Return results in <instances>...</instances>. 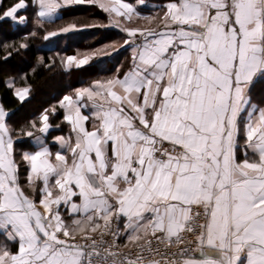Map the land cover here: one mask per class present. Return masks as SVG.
<instances>
[{
	"label": "snow or ice",
	"instance_id": "snow-or-ice-1",
	"mask_svg": "<svg viewBox=\"0 0 264 264\" xmlns=\"http://www.w3.org/2000/svg\"><path fill=\"white\" fill-rule=\"evenodd\" d=\"M74 5L109 14L130 64L26 129L0 104V264H264V0H168L162 15H142L145 0H18L0 23L27 25L29 7L53 23Z\"/></svg>",
	"mask_w": 264,
	"mask_h": 264
},
{
	"label": "trees",
	"instance_id": "trees-1",
	"mask_svg": "<svg viewBox=\"0 0 264 264\" xmlns=\"http://www.w3.org/2000/svg\"><path fill=\"white\" fill-rule=\"evenodd\" d=\"M125 1L134 3L136 0ZM16 2L18 0H2L0 11ZM159 11L162 15L161 9ZM20 14L27 15V25L17 26L11 21L0 23V103L6 110L15 113L12 126L17 131L26 129L30 121L45 109L58 106L59 100L64 95L73 94L74 89L87 87L97 80H107L116 75L117 70H126L130 64V47L124 45L128 36L120 28L108 26L109 14L96 6L75 5L62 9V19L43 25L34 15L32 7ZM71 23L78 27L100 26L44 39L47 32L58 31ZM156 23L153 21L149 25L145 22V25L151 27ZM127 25L136 27L140 23L134 21ZM33 31L35 36L31 35ZM21 43H26L28 47L20 48ZM78 53L81 57L87 53L94 58L84 67L65 69L61 60ZM8 78H14L16 87L30 86L29 98L20 102L13 94L14 89L7 87ZM253 100L264 106V83L256 85ZM60 119L62 110L55 122L59 123ZM61 128L64 130L66 126Z\"/></svg>",
	"mask_w": 264,
	"mask_h": 264
},
{
	"label": "crops",
	"instance_id": "crops-1",
	"mask_svg": "<svg viewBox=\"0 0 264 264\" xmlns=\"http://www.w3.org/2000/svg\"><path fill=\"white\" fill-rule=\"evenodd\" d=\"M156 2H150V1H146L145 0V5H143V6H139L138 7V11H140L141 13H142V15H154L157 11H159V9H161V5H163V4H165V3H167L168 2V0H155ZM123 2H125V3H131V2H129V1H125V0H123ZM137 2V0L134 2V3H136ZM1 4H2V0H0V6H1ZM75 6V5H74ZM108 14V13H107ZM163 14V13H162ZM62 15V14H61ZM134 21H138L139 23H140V25H138V26H136V27H140V28H146L147 26L145 25V22H147V21H145V20H143V19H138V18H133V20L131 21V23L132 22H134ZM141 22H143L142 24H141ZM130 22H128V21H124V24L127 26V27H129V25H127V24H129ZM14 25H16V24H14ZM130 27H132V26H130ZM126 33V32H125ZM126 35H127V33H126ZM128 36V35H127ZM128 39H129V37H128ZM130 47V51H131V53H132V46H129ZM84 67V66H83ZM73 68H75V67H73ZM67 70H69V69H67ZM14 78H8L7 80H6V83H7V85H8V83H12L13 84V89H15L16 88V86H15V84H14ZM93 84V83H92ZM90 86V85H89ZM1 104V103H0ZM68 128L66 127V129H64V130H62L61 132H53L52 133V135L53 136H55V135H67L68 134ZM58 148V145H54L53 146V151H55L56 149ZM27 150H30V147H29V145L26 143V144H18L17 145V152L18 153H20V152H22V151H27ZM19 158V157H18ZM123 242V241H122Z\"/></svg>",
	"mask_w": 264,
	"mask_h": 264
},
{
	"label": "built area",
	"instance_id": "built-area-1",
	"mask_svg": "<svg viewBox=\"0 0 264 264\" xmlns=\"http://www.w3.org/2000/svg\"><path fill=\"white\" fill-rule=\"evenodd\" d=\"M122 242V241H121ZM123 251H127V249H123Z\"/></svg>",
	"mask_w": 264,
	"mask_h": 264
}]
</instances>
